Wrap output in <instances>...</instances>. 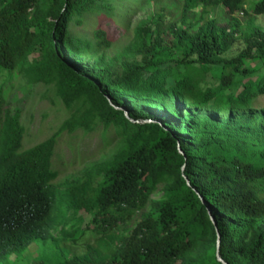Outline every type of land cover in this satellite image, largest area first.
Segmentation results:
<instances>
[{
	"label": "trees",
	"instance_id": "1",
	"mask_svg": "<svg viewBox=\"0 0 264 264\" xmlns=\"http://www.w3.org/2000/svg\"><path fill=\"white\" fill-rule=\"evenodd\" d=\"M178 1L183 25L153 15L117 67L99 57L106 30H72L114 16V0H0V75L43 86L66 111L25 148L23 111L0 82V260L50 240L84 247L51 264H223L218 246L227 264H264V31L251 20L264 0ZM217 6L228 26L188 24ZM238 34L246 48L224 57ZM85 59L89 74L76 68ZM62 134H97L92 159L118 150L56 184Z\"/></svg>",
	"mask_w": 264,
	"mask_h": 264
},
{
	"label": "rangeland",
	"instance_id": "2",
	"mask_svg": "<svg viewBox=\"0 0 264 264\" xmlns=\"http://www.w3.org/2000/svg\"><path fill=\"white\" fill-rule=\"evenodd\" d=\"M114 1L116 3V10L114 16L111 18L100 17L88 21L85 27H72V30L78 36L81 35L87 40L93 39L95 28L106 30L112 41V47L100 53L99 57H103L108 64L113 66L120 67L121 63L133 57L129 52V47L135 39V31L138 27L149 24L153 15L162 16L161 19L165 26L175 24L177 27H181L184 23L182 13L183 4L178 0ZM247 1L248 6L251 7L254 1ZM203 11L202 7L196 9L188 17V24L191 21L194 27H196V25L202 24L205 18V21L214 19L221 27L229 25V15L223 6L208 8L207 15ZM238 18L243 26L246 27L247 20L250 18H247L245 15H240ZM251 20L264 31V15L253 16ZM185 24L187 25V21ZM236 37L234 45L224 54V57L237 56L246 48L241 35L238 34ZM95 63V59H85L79 62L76 68L85 74H89ZM0 82H7L10 101L13 104L12 107H19L23 111L22 122L27 129L24 143L25 148H31L58 132L61 124L66 119V111L61 102L59 100L57 101L53 95H46L43 86H29L24 79H9L8 75H0ZM58 139L55 165L61 171V176L56 184H63L67 179L83 172L87 167L111 158L118 150V147H114L102 157L92 159L91 152L99 142V136L97 134L81 137L62 134ZM82 152L87 153L86 160L81 156ZM79 216L87 219L85 213H81ZM70 247L65 246L59 249L58 245L50 242V240L48 242L40 241L24 251L11 253L0 264H35V261L48 260L58 252L63 253L67 257L72 256V254L79 255L84 252V247ZM55 257L57 258V254ZM52 261L54 260L51 258L50 264Z\"/></svg>",
	"mask_w": 264,
	"mask_h": 264
},
{
	"label": "water",
	"instance_id": "3",
	"mask_svg": "<svg viewBox=\"0 0 264 264\" xmlns=\"http://www.w3.org/2000/svg\"><path fill=\"white\" fill-rule=\"evenodd\" d=\"M127 112V111H126ZM160 122V121H159ZM205 204H207L206 202H204ZM211 211V210H210ZM217 255L219 257V260L223 262V264H227V262H225L222 257L220 256V250H219V246H218V252H217Z\"/></svg>",
	"mask_w": 264,
	"mask_h": 264
},
{
	"label": "clouds",
	"instance_id": "4",
	"mask_svg": "<svg viewBox=\"0 0 264 264\" xmlns=\"http://www.w3.org/2000/svg\"><path fill=\"white\" fill-rule=\"evenodd\" d=\"M6 258H8V257H6ZM6 258H5V259H6ZM3 261H4V259L0 260V263H2Z\"/></svg>",
	"mask_w": 264,
	"mask_h": 264
}]
</instances>
